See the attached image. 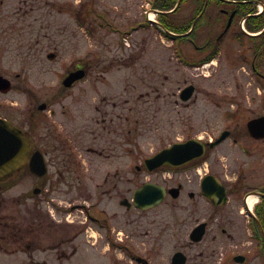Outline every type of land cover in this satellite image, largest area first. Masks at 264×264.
I'll list each match as a JSON object with an SVG mask.
<instances>
[{
    "label": "flooded vegetation",
    "instance_id": "af4514ba",
    "mask_svg": "<svg viewBox=\"0 0 264 264\" xmlns=\"http://www.w3.org/2000/svg\"><path fill=\"white\" fill-rule=\"evenodd\" d=\"M73 3L79 24L82 13L84 21L91 16L93 26L120 35L127 73L144 55V46L153 44L169 48L175 72L178 64L191 76L197 71L196 77H215L217 87L205 90L216 98L222 128L210 136L203 115L200 124L192 123L195 113L190 102L200 90L186 79L173 95H178L190 118L185 124L175 120L172 135L181 138L171 145L199 140L205 144L201 156L148 173L143 166L146 158L129 171L128 151L105 146L87 147L80 153L75 140L102 136H95L96 126L82 125L88 121L85 118L75 126L74 120L82 114L65 110L69 88L64 87V79L79 69L87 74V66L63 69L64 24L58 15L65 11L64 0H0V76L8 80V89H0V120L19 128L30 143L27 162L0 179V264H98L97 253L105 251L110 255L107 264H127L126 260L130 264H174L177 253L183 255L184 264H216L217 260V264H264V135H252L248 127L251 121L264 119V0ZM152 33L159 38L150 39ZM114 58L111 55L107 62L112 64ZM53 63L60 70H51L49 76ZM189 86L192 95L183 101L181 94ZM117 108L116 103L107 102L95 107L99 133L110 130L111 111ZM53 118L69 122L59 130ZM42 124L50 126L49 134H37ZM36 151L46 165L43 177L32 174L29 167ZM83 155L89 166L84 169ZM52 162L57 167H51ZM167 171L169 185L162 186L168 194L162 203L148 210L136 208L134 192L148 181L141 176ZM246 173L256 176L248 180ZM23 184L31 187L19 192ZM249 194L261 196H254L256 205L248 211ZM164 204H169L171 224L178 234L159 232L155 219L154 231L136 235L138 249L130 250L128 229L136 227V218ZM240 216L247 218L249 235L239 229ZM176 236L186 237V242L177 243ZM223 238L232 241L231 256L221 246ZM246 238L251 245H244Z\"/></svg>",
    "mask_w": 264,
    "mask_h": 264
},
{
    "label": "rangeland",
    "instance_id": "374dc122",
    "mask_svg": "<svg viewBox=\"0 0 264 264\" xmlns=\"http://www.w3.org/2000/svg\"><path fill=\"white\" fill-rule=\"evenodd\" d=\"M64 4V13L58 15L64 24L63 69L67 72L77 64L87 66L86 77L72 88L65 90V110L72 114H82L81 117L74 120L73 124L75 126L82 123L83 118H85L88 121L82 123V125L88 126L90 129L96 126L95 136H102L96 140L91 139L93 135L88 140L83 138L75 140V146L78 151L80 150V153H83L87 147L97 150L104 149L105 146L106 149L113 151H128L129 171L132 172L134 165H139L143 159L170 146L181 138V135L176 138L172 135V126L175 120L180 119L179 123L185 124L190 118V115L187 114L189 111L180 102L178 95H173L174 92H178L184 86L186 79H188V82L191 81L196 87H199L200 90V93H197L191 102L189 101L194 103L192 108H190L195 113V116L191 118L192 123L200 124L203 115L208 124L206 131L210 136L222 128L220 112L215 108L216 98L212 94H206L207 91L205 90L207 89L210 92V87H217L215 77H196L195 73H198L197 71L194 72V76H191L188 69L178 64V70L175 72L173 69L175 64L169 62V48L164 45L153 46V44L144 46V55L138 62H135L134 68L127 73L122 62L123 47L125 45L122 43L120 35L101 29L98 26H93L91 24V16H89L87 21H84L82 13L79 24L74 11L73 0H64ZM89 9L87 7L86 12ZM52 15L57 16L55 12ZM48 18L54 20V22L58 21V19L52 18L50 15ZM83 21L85 24L82 23ZM149 37L152 39L158 36L152 33ZM149 37L145 34V38ZM111 55L115 57L112 64L107 62L110 60ZM94 56L97 57L96 61ZM102 60L105 62H102ZM3 65L12 66L14 64L5 62ZM57 68L60 70L59 67H56V63L50 64L49 76L52 75L50 71L56 72ZM141 77L144 78L140 79ZM175 100H177V105ZM104 102L116 103L118 108L111 111L112 122L108 123L110 124V130L99 133L95 123L98 114L94 109L95 107L100 108V105ZM118 116L121 117L119 118ZM125 116H127V119ZM57 119L53 118L51 121L54 120V123L58 124L60 120ZM68 122L69 120L66 119L64 122L59 123L60 125H56L57 129L62 130L63 126H66ZM48 128L50 126L39 125L36 128L38 129L37 134H49L50 129ZM60 132L64 135L70 134ZM202 135L207 136L205 133H202ZM100 138L102 140H99ZM233 149H236V147H233ZM83 158L86 161L83 169L88 168V158L86 159L84 155ZM53 161L56 162L57 160ZM50 165L53 168L57 167V164L53 162ZM250 176L256 175L253 173L248 174V180ZM259 176H261L260 173ZM141 177L143 180H148L147 182L169 185L168 171L162 175L144 173ZM129 178H131V175H129ZM135 185L134 183V185L130 186L131 192L134 190ZM29 187H31L30 184L25 187L24 184L20 185L18 191L23 192L25 188L28 189ZM7 208H9V205H7ZM7 213H9L8 210L1 214ZM136 219L138 220L136 227L128 229L127 241L129 249L132 251L138 249V238H136V235L145 230L154 231L152 222L155 219L159 221V232L178 234L177 227H172L171 224L169 204H164L154 213L149 212ZM246 219L240 216V221L243 222L239 224V229L249 235L250 227ZM136 228L137 231H133ZM175 239L177 243L186 242V237L176 236ZM242 241H244L245 246L251 245L249 238L242 239ZM222 242L221 246L223 245V248L228 249V254L231 256V251L234 250L232 241L223 238ZM166 246L169 247V245ZM241 246L243 245L241 244ZM108 257L110 255L107 251L97 253L98 264H107ZM126 262L130 264L128 260ZM217 262L218 260L216 264Z\"/></svg>",
    "mask_w": 264,
    "mask_h": 264
},
{
    "label": "water",
    "instance_id": "95a60500",
    "mask_svg": "<svg viewBox=\"0 0 264 264\" xmlns=\"http://www.w3.org/2000/svg\"><path fill=\"white\" fill-rule=\"evenodd\" d=\"M84 72L78 70L70 73L64 80V86L70 87L75 81L82 79ZM8 89L6 79L0 77V89ZM193 87L189 86L182 94L181 99L186 101L190 98ZM264 119H257L248 124L249 132L252 135L262 137L264 135ZM222 139V138H221ZM211 144V146L219 143ZM205 145L198 140H190L184 143L173 144L172 146L162 149L150 158L144 161L147 171L152 172L162 166L173 163L182 164L204 153ZM30 150V144L25 135L17 128L10 127L3 121H0V179L12 174L27 162V156ZM30 170L35 175L42 177L45 174L46 167L40 152L36 151L29 164ZM167 191L164 187L146 183L134 193V205L139 209H149L161 203ZM261 196L260 194H257ZM225 200V195H224ZM177 260V262H175ZM185 260L181 253L174 256V264H184Z\"/></svg>",
    "mask_w": 264,
    "mask_h": 264
},
{
    "label": "bare ground",
    "instance_id": "6f19581e",
    "mask_svg": "<svg viewBox=\"0 0 264 264\" xmlns=\"http://www.w3.org/2000/svg\"><path fill=\"white\" fill-rule=\"evenodd\" d=\"M256 203V198L254 196H249L246 200L247 207L250 209Z\"/></svg>",
    "mask_w": 264,
    "mask_h": 264
}]
</instances>
